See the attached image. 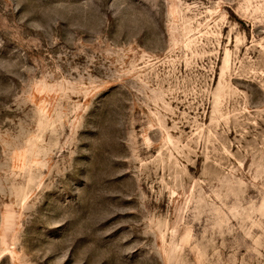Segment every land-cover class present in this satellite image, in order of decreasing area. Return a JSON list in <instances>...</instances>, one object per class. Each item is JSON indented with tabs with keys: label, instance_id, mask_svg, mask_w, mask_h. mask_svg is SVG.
Instances as JSON below:
<instances>
[{
	"label": "rangeland",
	"instance_id": "rangeland-1",
	"mask_svg": "<svg viewBox=\"0 0 264 264\" xmlns=\"http://www.w3.org/2000/svg\"><path fill=\"white\" fill-rule=\"evenodd\" d=\"M0 264H264V0H0Z\"/></svg>",
	"mask_w": 264,
	"mask_h": 264
}]
</instances>
